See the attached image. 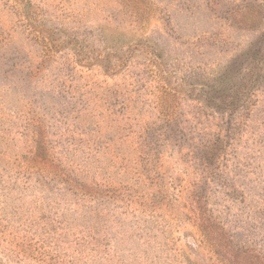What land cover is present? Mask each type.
Here are the masks:
<instances>
[{
  "label": "rangeland",
  "instance_id": "1",
  "mask_svg": "<svg viewBox=\"0 0 264 264\" xmlns=\"http://www.w3.org/2000/svg\"><path fill=\"white\" fill-rule=\"evenodd\" d=\"M0 264H264V0H0Z\"/></svg>",
  "mask_w": 264,
  "mask_h": 264
},
{
  "label": "trees",
  "instance_id": "2",
  "mask_svg": "<svg viewBox=\"0 0 264 264\" xmlns=\"http://www.w3.org/2000/svg\"><path fill=\"white\" fill-rule=\"evenodd\" d=\"M141 44L142 43L135 44L134 46H132L130 48L131 52L125 51L122 53V55H118L117 57H113L110 55L104 57L103 54L98 56L99 61L102 64H105L106 70L104 71V73L107 74L108 76L122 75L124 78L127 75H131V76L136 75L137 74L136 72L130 73L131 71H127L124 64L127 61H131V60L135 59L133 56H131V53L132 52L134 53V51H136L137 49L140 50L138 53H143V49H145V50L147 49L148 51L152 49L150 47H147L146 44H142V45ZM86 50H87L86 40L85 41L81 40L80 43L76 42L75 48H74V51H75L74 54H75V59H76L77 65L78 64L79 65H81V64L86 65L85 64L86 62L91 64L90 62L93 60V56L87 57ZM147 54H148V52H147ZM149 55H151V57L154 59V60H150V61H152L156 65V67H158L159 81L161 83L160 84L158 82V84L160 85V93H162L160 96V100L164 101L166 98L174 96L173 91L171 89H169V88L166 89L162 86L163 80L168 83V79L166 78V74H165V73H167L166 72L167 70L166 71L161 70L162 65H161V62H159V61H161V58L159 56H156L153 52H150ZM250 90H251V84L246 83L244 86H242L240 88V90H238V88L232 90V92L229 93V96L227 97V99L229 101L231 99L237 100V103L239 102L238 100H240V96H241V99H242V96H243V98L246 97V99H249L250 96L252 95ZM166 102H168V100L164 101V103H166ZM233 107L235 109L236 105H234Z\"/></svg>",
  "mask_w": 264,
  "mask_h": 264
}]
</instances>
